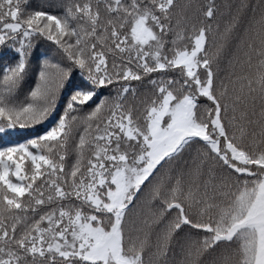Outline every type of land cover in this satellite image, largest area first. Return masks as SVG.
<instances>
[{
  "label": "snow or ice",
  "instance_id": "obj_1",
  "mask_svg": "<svg viewBox=\"0 0 264 264\" xmlns=\"http://www.w3.org/2000/svg\"><path fill=\"white\" fill-rule=\"evenodd\" d=\"M0 264H264V0H0Z\"/></svg>",
  "mask_w": 264,
  "mask_h": 264
},
{
  "label": "trees",
  "instance_id": "obj_2",
  "mask_svg": "<svg viewBox=\"0 0 264 264\" xmlns=\"http://www.w3.org/2000/svg\"><path fill=\"white\" fill-rule=\"evenodd\" d=\"M217 3H224L225 0H216ZM253 2H255V0H253Z\"/></svg>",
  "mask_w": 264,
  "mask_h": 264
}]
</instances>
